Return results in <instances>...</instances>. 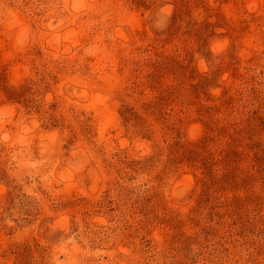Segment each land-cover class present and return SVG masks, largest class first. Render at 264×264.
<instances>
[{
	"label": "rangeland",
	"instance_id": "1",
	"mask_svg": "<svg viewBox=\"0 0 264 264\" xmlns=\"http://www.w3.org/2000/svg\"><path fill=\"white\" fill-rule=\"evenodd\" d=\"M0 264H264V0H0Z\"/></svg>",
	"mask_w": 264,
	"mask_h": 264
}]
</instances>
